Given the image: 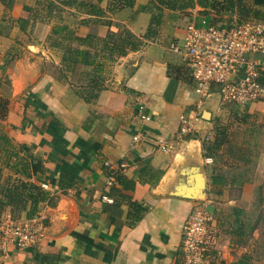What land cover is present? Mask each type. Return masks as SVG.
Masks as SVG:
<instances>
[{
  "label": "crops",
  "instance_id": "crops-1",
  "mask_svg": "<svg viewBox=\"0 0 264 264\" xmlns=\"http://www.w3.org/2000/svg\"><path fill=\"white\" fill-rule=\"evenodd\" d=\"M150 1L110 11L108 0H94L106 14L81 9L65 16L81 37H104L126 27L143 40L109 64L106 88L91 102L80 94L87 86L83 75L78 82L75 73L64 77L40 68L49 60L60 66V50L48 45L49 55L16 62L14 94L33 130L27 133L26 121H14L13 135L37 157L32 179L57 200L43 203L35 215L45 217L42 242L26 250L0 248V264H181L184 224L203 201L215 216L210 264H264V101L225 105L213 84L196 130L180 140V118L201 98L188 64L170 48L184 35L187 20L184 12L164 8L161 24L148 36ZM248 3L264 11V4ZM9 10L13 18L27 15L18 0ZM255 58L264 76V53ZM243 113L249 114L246 120ZM137 133L143 137L134 145ZM160 138L175 141L174 148L159 149ZM206 141L222 143L220 153L206 154ZM216 166L228 178L217 188L211 185ZM61 173L75 177L77 186L64 193ZM118 173L134 180V188H125ZM236 173H244L239 181L232 180ZM3 211L11 213L9 207Z\"/></svg>",
  "mask_w": 264,
  "mask_h": 264
},
{
  "label": "trees",
  "instance_id": "trees-1",
  "mask_svg": "<svg viewBox=\"0 0 264 264\" xmlns=\"http://www.w3.org/2000/svg\"><path fill=\"white\" fill-rule=\"evenodd\" d=\"M6 5H11V0H2ZM102 0H99V2ZM99 2L94 0H61V5L56 4V0H41L38 4H43V9L48 10L45 19L48 21L56 16L59 23L52 28L51 35H57L62 40L58 41L54 46L62 47L61 65L58 69L64 77L69 73H74L78 66H82L83 80L87 83L85 90H82V97L91 102L98 97L101 90L106 88L105 79L107 67L116 60L117 57L126 55L131 50L138 49L142 44V38L135 35L129 28H123L119 31H109L106 36L98 37L89 34L85 37L78 36L76 31L65 23V16L60 12L53 14V7L58 6L60 10L67 7L84 9L88 14L102 16L106 14ZM135 0H108L107 10L114 11L124 7H132ZM254 4H264V0H252ZM199 6V14L208 17L212 23L216 25H227L235 20L238 22L249 20H264V11L261 9L252 10L248 0H151L148 4V10L152 13L151 28L148 36L153 34V30L162 22V10L164 8L189 13ZM29 12L39 11L41 8L32 6H24ZM64 17V18H63ZM64 19V22H63ZM31 18L28 16H20L12 18L11 25H19L21 30H26L27 24ZM0 33H2V25L0 23ZM92 68V69H90ZM89 69V71H87ZM90 72V74H89ZM81 75V76H82ZM261 81L264 83V76ZM81 82V77L78 78ZM1 85V77H0ZM258 101H264V98ZM8 112V99L0 93V119L5 118ZM248 113H243L242 117L246 120ZM206 154L216 156L222 150V143L216 141L205 142ZM246 162L250 159L244 157ZM37 160L32 148L27 144L19 142L11 135L10 129H7L0 120V210L10 208L13 216H21L25 212L28 218L34 217L40 210L43 203L54 204L57 200L56 194L42 184L35 182L33 177V163ZM8 170L3 183L4 171ZM244 173H236L233 175V181H239ZM117 180L125 188H134L135 181L127 178L124 174H116ZM228 183V178L221 169L216 166L211 175V185L219 187ZM77 179L69 174L61 173L58 185L65 193L68 189L76 187ZM215 188V189H216ZM137 208L138 205L136 206ZM139 210V209H138ZM137 211H134V219H137ZM235 214L240 213V209L233 208ZM242 212V210H241Z\"/></svg>",
  "mask_w": 264,
  "mask_h": 264
},
{
  "label": "built area",
  "instance_id": "built-area-1",
  "mask_svg": "<svg viewBox=\"0 0 264 264\" xmlns=\"http://www.w3.org/2000/svg\"><path fill=\"white\" fill-rule=\"evenodd\" d=\"M170 48L183 56L201 95L195 109L180 118V140L196 130L195 122L213 84L218 86L223 103L246 105L264 98L260 61L255 58L264 53V20H235L224 26L212 23L208 17L190 20L182 38L172 41ZM142 137L141 133L135 134L134 145ZM174 145L175 141L157 140L161 150H171ZM113 180L111 175L109 183ZM44 220L43 216L21 218L0 210V248L5 251L8 245L21 250L37 247L45 237ZM214 221L207 201L194 207L183 227L181 264H210V228Z\"/></svg>",
  "mask_w": 264,
  "mask_h": 264
},
{
  "label": "rangeland",
  "instance_id": "rangeland-1",
  "mask_svg": "<svg viewBox=\"0 0 264 264\" xmlns=\"http://www.w3.org/2000/svg\"><path fill=\"white\" fill-rule=\"evenodd\" d=\"M20 3L24 4V6H32L34 8H41L39 11H34V12H29L25 10V13L27 14L26 16L30 17L31 20L26 26V30H21L19 25H14L12 26L11 19L13 16L10 13V5H6L4 1L0 0V23L2 25V33H0V77H1V85H0V93L8 99V112L7 116L5 118L0 119L1 123L7 127V129H10V133L12 136L13 135V129L16 122H21L25 123L26 121V131L27 133H32V126L29 124L30 120L27 117V111L25 110L24 105H19L18 103L20 101V96L17 94H14V85H13V77L12 74H14L15 67H16V62L20 61L21 59L24 60H30V61H36L35 59L37 56H46L49 55L47 53V46L49 45L51 48H56L60 50L62 53V47H57L54 46L55 43L58 41H61L62 39L57 37V35L52 33V28L54 25H57L60 21L58 17L53 16L49 21L45 19V16L48 14L47 9H43L44 7V0H41L42 3L37 5V1L39 0H18ZM13 0H11V3ZM57 5H61V0H56ZM71 9H75V11H70ZM81 9H77L74 7H67V9L60 10L58 6L53 7V14L56 15L57 13H61L64 16L68 15H74L78 14V11ZM77 11V12H76ZM185 14L183 15L185 20L192 21L195 20L198 16H201L199 13H193L190 11L189 13L184 12ZM193 14L196 17H193ZM64 18V17H63ZM66 21V19H65ZM50 23V27L46 23ZM64 22V19H63ZM2 37H5L6 40L2 41ZM63 43L65 44L68 41L62 40ZM42 43L44 45H42ZM54 44V45H53ZM33 46V47H32ZM38 47V48H37ZM46 51V52H45ZM42 52H45L43 54ZM33 54L35 56H33ZM42 70L43 68L48 69L50 71H54L56 75L62 76V73L58 67L55 66L52 61H48L47 63L44 62V65L41 63ZM92 69V68H90ZM108 69V67H107ZM82 66H78L77 69L75 70L76 77L82 75ZM89 71V69H87ZM90 74V72H89ZM37 76L32 77V80H36ZM19 98V102L17 103ZM227 103H225L226 105ZM18 105V106H17ZM21 114H23V120L21 119ZM32 128V130H31ZM12 130V131H11ZM15 139H17L14 136ZM223 163V160L221 161ZM220 163V164H221ZM222 165V164H221ZM218 167V166H217ZM222 168V166H221ZM9 171L5 170L3 174V183L5 182L6 176L8 175ZM25 213V212H24Z\"/></svg>",
  "mask_w": 264,
  "mask_h": 264
}]
</instances>
